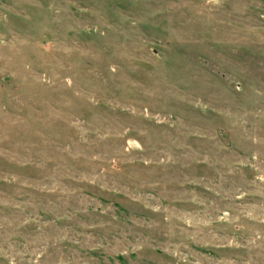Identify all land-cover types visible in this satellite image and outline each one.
Listing matches in <instances>:
<instances>
[{
	"label": "rangeland",
	"instance_id": "obj_1",
	"mask_svg": "<svg viewBox=\"0 0 264 264\" xmlns=\"http://www.w3.org/2000/svg\"><path fill=\"white\" fill-rule=\"evenodd\" d=\"M0 264H264V0H0Z\"/></svg>",
	"mask_w": 264,
	"mask_h": 264
}]
</instances>
